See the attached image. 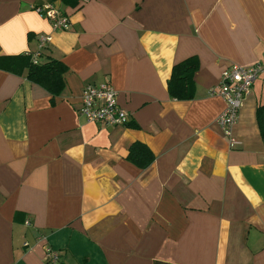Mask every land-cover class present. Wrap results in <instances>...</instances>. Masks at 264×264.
<instances>
[{
	"label": "crops",
	"instance_id": "0c3cea01",
	"mask_svg": "<svg viewBox=\"0 0 264 264\" xmlns=\"http://www.w3.org/2000/svg\"><path fill=\"white\" fill-rule=\"evenodd\" d=\"M0 0V264H264V141L256 108L264 70L239 110L230 146L216 123L224 68L264 67V0H79L57 6L55 31L32 7ZM61 60L52 96L11 56ZM195 56L193 97L167 91L174 64ZM109 82L126 125L78 113L88 83ZM139 141L154 160L127 159ZM28 221V224H26Z\"/></svg>",
	"mask_w": 264,
	"mask_h": 264
},
{
	"label": "built area",
	"instance_id": "2783aa9c",
	"mask_svg": "<svg viewBox=\"0 0 264 264\" xmlns=\"http://www.w3.org/2000/svg\"><path fill=\"white\" fill-rule=\"evenodd\" d=\"M32 8L49 20L53 30L68 29V17L62 14L60 8L54 3L47 2ZM49 39L48 35L39 36L38 49L32 53L34 62H37L39 55L47 47ZM263 70V64L259 62L250 66L230 65L221 72L217 88L211 90L212 94L220 95L225 101V107L216 117V123L230 146L240 143L234 133L239 110L243 100L250 93L254 81ZM80 100L78 113L89 122L107 126L126 125L130 122L129 112L118 104L117 92L109 82L88 83L81 91ZM44 260L45 264H58L60 254L52 247L46 246Z\"/></svg>",
	"mask_w": 264,
	"mask_h": 264
},
{
	"label": "trees",
	"instance_id": "16d2710c",
	"mask_svg": "<svg viewBox=\"0 0 264 264\" xmlns=\"http://www.w3.org/2000/svg\"><path fill=\"white\" fill-rule=\"evenodd\" d=\"M57 0H49L55 3ZM64 6L74 7L79 0H59ZM61 13L62 9L60 8ZM46 48V47H45ZM31 51L24 54L11 56L9 61L14 63L13 67L20 65L27 67V78L42 86L52 96L61 94L64 89L63 73L67 70V66L59 59L47 55L41 59L42 53L39 55L37 62L32 59ZM197 68V60L195 56L188 57L173 65L171 74L167 80V91L172 98L190 99L193 97L192 74ZM256 120L260 132V136L264 141V104L258 105L256 108ZM127 159L140 168L148 167L154 160V155L147 145L142 142H133L128 149Z\"/></svg>",
	"mask_w": 264,
	"mask_h": 264
}]
</instances>
